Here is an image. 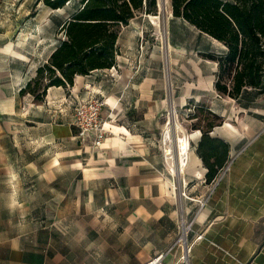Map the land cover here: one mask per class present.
Returning <instances> with one entry per match:
<instances>
[{
	"label": "crops",
	"instance_id": "0c3cea01",
	"mask_svg": "<svg viewBox=\"0 0 264 264\" xmlns=\"http://www.w3.org/2000/svg\"><path fill=\"white\" fill-rule=\"evenodd\" d=\"M184 21L193 42L180 43L170 25L171 67L177 72L179 56H187L190 61L184 69L191 68L196 80L175 94L174 103L182 107L188 101H203L220 124L205 139L201 129L186 130L191 147L186 168L177 171V188L164 148L151 141L167 108L162 80L156 76L161 61L135 59L140 54L138 33L124 49L119 48L114 66L76 75L69 87H49L42 101L20 94L40 66L34 71L35 61L17 74L10 70L1 75L0 264H146L174 245L182 220L192 221L191 241L198 235L202 238L193 243L187 263L179 260L181 250L175 246L167 252L166 264H264V93L246 88L238 98L220 95L215 89L218 63L204 53L219 54L226 46ZM12 48L6 45L0 51ZM89 95L106 99L104 121L110 134L95 158L90 157L93 167L87 170L94 178L112 180L115 186L110 191L120 201L113 208L120 218L117 224L107 219L106 235L91 238L92 244L101 246L84 253L81 243L71 248L60 234L35 230L44 227L34 221L28 222L32 231L20 232L13 213L23 205L18 187L20 135L25 134L27 142L44 144L42 148L65 147L75 139L74 103ZM201 143L208 162L225 165L232 160L229 171L218 172L212 182L206 181L208 167L198 152ZM39 160L44 165L62 163L61 157ZM78 161L83 163L79 156L75 164ZM190 198L206 204L200 206ZM41 207L26 203L30 213Z\"/></svg>",
	"mask_w": 264,
	"mask_h": 264
},
{
	"label": "rangeland",
	"instance_id": "374dc122",
	"mask_svg": "<svg viewBox=\"0 0 264 264\" xmlns=\"http://www.w3.org/2000/svg\"><path fill=\"white\" fill-rule=\"evenodd\" d=\"M73 10L71 5L52 9L38 0H0V49L6 45L13 46L12 51H0V77H5L10 70L17 74L27 63L30 66L32 62H36L32 66L34 71L38 65L45 63L47 56L59 44L60 26ZM171 14V0H168L167 8L160 10L158 7L157 14H138L129 25L122 27L119 37V48L124 49L132 41V34L138 33L136 45L140 54L135 59L152 62L156 58L161 61V68L156 76L162 80L163 98L167 108L164 110L160 130L151 136V141L161 147L166 139V123L170 111H174L173 121H179L185 132L195 124L206 125V111H209L203 101H188L182 107L174 103L175 94H180L184 87L192 85L196 77L191 68L184 69L190 61L187 56H179L177 72L171 67L170 25L176 30L175 35L180 43L193 42V36L187 30L188 24L182 18L178 19ZM147 71L153 72L152 69ZM171 107L174 108L171 110ZM75 132L77 134V129ZM42 145L44 144L27 142L25 134L20 135L17 151L20 158L18 187L19 202L23 205L22 209L13 213V219L15 216L19 222V231H32L34 228L28 222L34 221L44 227L35 230L60 234L68 247L74 248L77 243H81L84 253L98 249L101 245L92 244L91 238L106 235L107 219H114L116 224L119 222L117 220L120 217L113 206L120 201L110 191L115 186L112 180L94 178L96 175L87 170L93 167L89 159L95 158L97 148L89 142H79L76 138L67 141L65 147L55 148L45 144L47 147L42 148ZM52 156L61 157V165H44L39 160ZM77 156L81 157L82 164L79 161V164H75ZM176 162L179 164L178 158ZM26 203L43 207L30 213ZM59 203L61 209L58 208Z\"/></svg>",
	"mask_w": 264,
	"mask_h": 264
},
{
	"label": "trees",
	"instance_id": "16d2710c",
	"mask_svg": "<svg viewBox=\"0 0 264 264\" xmlns=\"http://www.w3.org/2000/svg\"><path fill=\"white\" fill-rule=\"evenodd\" d=\"M52 9L67 5L73 12L58 31L60 41L35 76L21 89L42 101L52 86L69 87L76 75L114 66L119 54L121 29L140 13L157 14V0H38ZM173 16L222 42L219 54L204 53L218 63L215 89L238 98L246 88L264 93V0H171ZM209 110V109H208ZM206 125L195 124L205 139L220 118L209 111ZM207 182L215 179L224 162H208ZM212 150V149H211Z\"/></svg>",
	"mask_w": 264,
	"mask_h": 264
},
{
	"label": "built area",
	"instance_id": "2783aa9c",
	"mask_svg": "<svg viewBox=\"0 0 264 264\" xmlns=\"http://www.w3.org/2000/svg\"><path fill=\"white\" fill-rule=\"evenodd\" d=\"M106 106H107V101L102 96L89 95L87 97L76 99V101L74 103V107H73L74 109H73L72 124L77 129V134H75V138L79 142H89L95 148H100L103 146L108 135L110 134V131L106 128L105 121H104V110H105ZM172 113H174V111L169 112L167 125L171 121L170 118H172ZM172 130H173V128H172ZM184 132L185 131H183V133ZM165 133H166L165 137L167 139L168 135L170 133V130L166 129ZM174 135H176V133H174ZM186 135H187V133H186ZM173 139H174V141L170 142V145L172 147L171 153H173L172 159H173L176 167H180L179 164L181 163V159H180V157H178V154H177V152H178L177 146H179L178 145L179 141H177V138L173 137ZM165 140L163 143V148H164ZM188 141H189V137H188ZM190 147L191 146H190V141H189V149H190ZM165 150L166 149H164L166 161H167V164L169 165L168 155H167L168 153ZM177 158L179 160V164L176 162ZM231 161L227 162L220 169L219 172H221V175L226 174L229 171ZM170 172L172 175V182H173L172 185L175 188H177L176 184H177V179H178L177 175L178 174H177V172L175 174L172 173V171H170ZM180 172H182V171H180ZM182 180L184 182V179H182ZM182 194L185 197H187L185 191H182ZM190 199H192V200L194 199L195 201H198L200 203V206H204L206 204V200H203V199H195V198H190ZM191 231H192V221L182 220L181 228H180V234H179V237L177 238L176 242L174 243V245L168 251H161V252H158L157 254H155L154 256H152L146 262V264H166L165 256H166L167 252H169L175 246L179 247L181 250V255L179 257V260H181L183 263H187V257H188V254L191 250L193 243L202 238V235H198L195 237V239L193 241H191L189 238Z\"/></svg>",
	"mask_w": 264,
	"mask_h": 264
},
{
	"label": "bare ground",
	"instance_id": "6f19581e",
	"mask_svg": "<svg viewBox=\"0 0 264 264\" xmlns=\"http://www.w3.org/2000/svg\"><path fill=\"white\" fill-rule=\"evenodd\" d=\"M158 3L161 6V10H164V9L167 8L168 0H158ZM167 43H168V41H167ZM169 50H171V49H169ZM172 109L173 108L171 107V110ZM172 118H170L171 121L167 125V128H166V129L170 130V133L168 135V138L165 140L164 149H166L165 151H167V153H168L167 154L168 155V162H169L168 167L170 166L169 170L172 171L175 174L177 171L178 172L179 171H184V169H185L186 158H187V155H188L189 141H188V136L186 135V133L185 132L183 133V128L179 125V123H178L179 121L176 122V120H175V122H174ZM178 120H179V118H178ZM172 128H173V130H172ZM174 133H176V135H174ZM173 137L177 138V141H179L178 142L179 146H177V150H178L177 154H178V157H180V159H181V163L179 164L180 167H176V165H175V163H174V161L172 159L173 158V153H171L172 147L170 145V142L174 141Z\"/></svg>",
	"mask_w": 264,
	"mask_h": 264
},
{
	"label": "water",
	"instance_id": "95a60500",
	"mask_svg": "<svg viewBox=\"0 0 264 264\" xmlns=\"http://www.w3.org/2000/svg\"><path fill=\"white\" fill-rule=\"evenodd\" d=\"M157 6L159 7V9L161 10V6H160V4L157 2ZM172 14H173V12H172Z\"/></svg>",
	"mask_w": 264,
	"mask_h": 264
}]
</instances>
